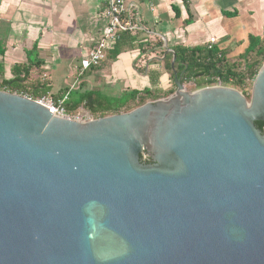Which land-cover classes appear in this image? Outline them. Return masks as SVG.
<instances>
[{"label": "water", "instance_id": "1", "mask_svg": "<svg viewBox=\"0 0 264 264\" xmlns=\"http://www.w3.org/2000/svg\"><path fill=\"white\" fill-rule=\"evenodd\" d=\"M174 78L86 122L0 88V264H264V63L250 100Z\"/></svg>", "mask_w": 264, "mask_h": 264}, {"label": "crops", "instance_id": "2", "mask_svg": "<svg viewBox=\"0 0 264 264\" xmlns=\"http://www.w3.org/2000/svg\"><path fill=\"white\" fill-rule=\"evenodd\" d=\"M108 6L109 0H0V82L15 77L16 65L39 62L32 76L46 81L55 98L92 89L112 97L145 88L165 93L174 84L168 47L208 45L214 37L235 59L251 37L264 38V0H127L122 29L137 36L134 46L82 71L109 25ZM158 38L163 48L145 52Z\"/></svg>", "mask_w": 264, "mask_h": 264}, {"label": "trees", "instance_id": "3", "mask_svg": "<svg viewBox=\"0 0 264 264\" xmlns=\"http://www.w3.org/2000/svg\"><path fill=\"white\" fill-rule=\"evenodd\" d=\"M230 13V12H229ZM230 14H236L231 12ZM137 36L132 31H118V39L108 56L115 58L125 48L134 46ZM157 45L163 46L164 41L158 38ZM147 48L145 47V52ZM176 55L174 66L172 60ZM173 52H167L165 57L166 68L170 71V76L174 81L175 71L183 83L192 81L198 88L211 86L217 79L223 85L232 86L238 89L244 88L247 83L255 78L264 61V38L260 36L251 37V42L246 51L236 57L229 58V50L220 45H198L188 47L176 45ZM39 62H31L28 65L18 64L14 67L15 77L10 80L0 82V88H8L12 92H28L34 97H40L50 91V86L41 77H33L32 70L39 67ZM20 73H23L20 76ZM175 91V88L161 95L152 89L143 90L132 89L125 91L119 96H108L99 89H92L85 92H75L70 94L65 106L70 112L86 111L94 118L104 117L111 114H118L131 111L148 101L158 100L168 96ZM244 92V91H243ZM245 93V92H244ZM249 99V96H246ZM250 100V99H249ZM258 128L264 133V121H256ZM145 161L152 162L150 155L142 156Z\"/></svg>", "mask_w": 264, "mask_h": 264}, {"label": "built area", "instance_id": "4", "mask_svg": "<svg viewBox=\"0 0 264 264\" xmlns=\"http://www.w3.org/2000/svg\"><path fill=\"white\" fill-rule=\"evenodd\" d=\"M127 0H109L108 14L110 16L109 25L104 29L103 36L98 41L96 48L92 50L90 56L86 59L82 71L92 67L99 66L104 62L108 56V51L112 49L116 40L118 39V30L125 27L124 12L126 10L125 4ZM137 1V0H133ZM216 42V38L212 37L208 43L211 48ZM44 79H46L44 77ZM217 84L222 82L217 79ZM69 99V93H66L61 98L53 97L49 92L36 97V100L45 105L50 112L58 117L76 120L79 122H86L94 119V117L86 111L70 112L65 106V102Z\"/></svg>", "mask_w": 264, "mask_h": 264}, {"label": "rangeland", "instance_id": "5", "mask_svg": "<svg viewBox=\"0 0 264 264\" xmlns=\"http://www.w3.org/2000/svg\"><path fill=\"white\" fill-rule=\"evenodd\" d=\"M157 40H159V39H156L153 43H154V45H151V44H149V46H147L146 48L149 50H155V51H157V49H158V46L157 45H155V44H157ZM152 43V44H153ZM151 47H153V48H155V49H152ZM161 48H163V47H161ZM161 48H159V49H161ZM146 49V50H147ZM158 55H161L162 54V52H158L157 53ZM263 63H264V61H263ZM263 63H262V65H263ZM166 71H168L169 73H170V71H169V69L168 68H166ZM171 74V73H170ZM171 79V82L172 83H174V81H173V79L172 78H170ZM254 80H255V78H253L252 80H250L248 83H247V85L244 87V88H242V89H239V90H241L246 96H249V99H251V96H252V90H253V84H254ZM214 84H217L216 82L214 83ZM184 85H185V87H188V86H192V85H195V83L194 82H192V81H188V82H185L184 83ZM174 89L175 88V91L173 92V93H171L170 95H168V96H171V95H173L175 92H176V89H177V86L175 87V84H173V87H171V89ZM2 89V88H1ZM162 92V91H161ZM161 92H158V93H160L161 95H165V94H163V93H161ZM168 96H165V97H162V98H166V97H168ZM161 99V98H160ZM148 155V153H146V154H143V156H147Z\"/></svg>", "mask_w": 264, "mask_h": 264}]
</instances>
